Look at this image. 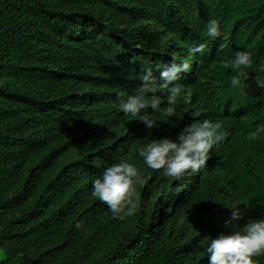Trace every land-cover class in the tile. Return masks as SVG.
Instances as JSON below:
<instances>
[{"label":"trees","instance_id":"16d2710c","mask_svg":"<svg viewBox=\"0 0 264 264\" xmlns=\"http://www.w3.org/2000/svg\"><path fill=\"white\" fill-rule=\"evenodd\" d=\"M183 28L190 46H205L196 75L180 80L188 103L173 118L149 109L159 127L147 130L119 101ZM238 50L264 83V0H0V264H208L210 237L264 217V87L256 99L230 88ZM231 101L247 109L221 122L227 135L198 173L165 177L137 156L153 138L175 140L194 113L217 121V104ZM118 159L141 172V208L123 220L91 196ZM223 204L243 219L226 225ZM253 259L264 264V253Z\"/></svg>","mask_w":264,"mask_h":264},{"label":"clouds","instance_id":"9594fccd","mask_svg":"<svg viewBox=\"0 0 264 264\" xmlns=\"http://www.w3.org/2000/svg\"><path fill=\"white\" fill-rule=\"evenodd\" d=\"M207 36L210 39L220 36L219 23L214 18H210L207 23ZM204 47L203 44L190 46L189 37L183 28L174 52L161 55L163 65L158 58V63H152V66H148V62L140 65V87L120 99L119 110L125 116L138 118L147 130L159 127L157 121L147 115L149 109L162 112L168 118L176 117L177 101L182 99L186 104L189 99L184 94V85L180 80L187 83L196 75L199 62L197 53L203 52ZM230 62L234 73L229 80L230 88L243 92V96L248 99L258 98L262 94L264 83L254 69H248L252 64L251 53L246 50L235 51ZM249 73L259 86L255 94L245 89ZM161 95L166 96L167 106L163 109ZM246 109L239 101L218 103L211 115L217 121L194 113L191 122L177 134L175 140L168 137L153 138L148 143L137 145L136 154L143 165L152 170H162L161 174L165 177L179 179L188 172L198 173L205 167L209 150L227 135L222 131L221 122L234 126ZM261 131H264V126L257 127L256 133ZM256 133H253V138ZM138 182H141V172L136 164L118 159L91 180V196L106 205L113 219L123 220L135 215L141 208V200L135 195L134 189ZM224 206L231 209L226 225L243 219L244 210L241 207L236 204ZM75 227L79 229L81 224L77 222ZM262 253L264 217L250 218L233 231H222L206 241L205 255L208 264H256L253 258Z\"/></svg>","mask_w":264,"mask_h":264},{"label":"water","instance_id":"95a60500","mask_svg":"<svg viewBox=\"0 0 264 264\" xmlns=\"http://www.w3.org/2000/svg\"><path fill=\"white\" fill-rule=\"evenodd\" d=\"M245 89L248 91V92H251V93H257L258 89H259V86H258V83L257 81L255 80V78L252 76L251 73H249L247 75V78L245 80Z\"/></svg>","mask_w":264,"mask_h":264},{"label":"rangeland","instance_id":"374dc122","mask_svg":"<svg viewBox=\"0 0 264 264\" xmlns=\"http://www.w3.org/2000/svg\"><path fill=\"white\" fill-rule=\"evenodd\" d=\"M4 258V254L2 252V250L0 249V261Z\"/></svg>","mask_w":264,"mask_h":264}]
</instances>
